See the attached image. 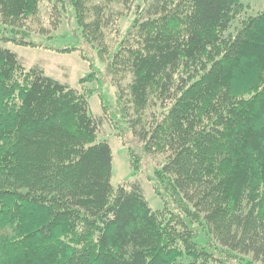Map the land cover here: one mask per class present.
I'll return each mask as SVG.
<instances>
[{
	"label": "trees",
	"instance_id": "obj_1",
	"mask_svg": "<svg viewBox=\"0 0 264 264\" xmlns=\"http://www.w3.org/2000/svg\"><path fill=\"white\" fill-rule=\"evenodd\" d=\"M53 1L55 16L60 4L72 11L92 42L117 33L136 0ZM242 1L156 0L115 52H100L111 74L133 77V125L126 105L113 110L101 96L109 123L124 130L132 175L141 157L166 158L149 177L162 212L139 181L112 186L114 156L98 142L103 118L90 92L26 70L0 47V264L264 263V10L232 36ZM41 2L0 0V12L23 24ZM22 33L0 40L41 45ZM149 109L153 126L137 132ZM205 232L220 248L200 240Z\"/></svg>",
	"mask_w": 264,
	"mask_h": 264
},
{
	"label": "rangeland",
	"instance_id": "obj_2",
	"mask_svg": "<svg viewBox=\"0 0 264 264\" xmlns=\"http://www.w3.org/2000/svg\"><path fill=\"white\" fill-rule=\"evenodd\" d=\"M104 1L87 0V6H99ZM155 1L136 0L131 11L119 20L117 33L111 34L106 31L104 38L98 41L93 40L92 42H89L88 38L83 35L82 29L74 19L72 11H65L60 4L55 9L59 14V18L55 16V12L52 10L53 0H42L38 16L27 20L23 24L13 25L5 22L0 12L1 37L14 38V34L20 36L23 31H26L29 34L30 41L39 42L38 44L41 42V45L34 47L32 45L20 46L11 41L3 42L0 40V47L8 48L15 52L26 70L35 67L40 68L45 71L47 76L70 86L80 94L90 92L91 112L94 117L103 118V123L99 126L98 142H108L114 156L112 186L115 189L119 186L130 188L132 183L139 181L151 208L156 212H162L165 203L156 194L153 185L154 181L149 180V177L153 176V170L159 169L164 165L165 156L150 154L148 158L141 157V171L136 176L132 175L129 148L124 145L119 135L124 130L116 131L112 124L109 123L108 114L106 115L104 112L101 98V96L105 97L113 110L120 109L123 105H126L129 111V119L133 125V120H136L137 116L134 115L128 89L133 77L125 72L118 75L116 73L111 74L107 66L108 63L104 61L105 58H102L100 52L105 47V44H107L105 47L107 48L106 58L115 52L127 37V33L134 21L136 19L146 20L150 17V11ZM240 6L238 11H236V18L232 24V36L237 34L245 20L256 16L264 10V0H243ZM114 7L116 10L122 8L119 4H115ZM55 19H59L57 26L53 23ZM91 20L88 19L87 22H91ZM75 47L76 49L73 50ZM66 49H69V51L62 52ZM88 75H93V77L86 80ZM120 94L122 95L121 99ZM154 111V109H149L146 112L143 123L136 128L137 132H140L143 128L150 129L153 126ZM159 112L161 111L157 110V114ZM137 138V140L140 139L138 135ZM165 215L169 216V214ZM200 240L205 244L211 242L220 248L218 240L212 232L202 233ZM242 258L244 262L253 259L252 256L243 255ZM255 263L264 264L259 261Z\"/></svg>",
	"mask_w": 264,
	"mask_h": 264
}]
</instances>
